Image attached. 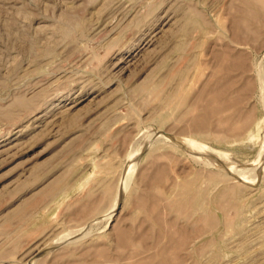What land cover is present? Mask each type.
Returning a JSON list of instances; mask_svg holds the SVG:
<instances>
[{
	"label": "rangeland",
	"instance_id": "374dc122",
	"mask_svg": "<svg viewBox=\"0 0 264 264\" xmlns=\"http://www.w3.org/2000/svg\"><path fill=\"white\" fill-rule=\"evenodd\" d=\"M0 264H264V0H0Z\"/></svg>",
	"mask_w": 264,
	"mask_h": 264
},
{
	"label": "bare ground",
	"instance_id": "6f19581e",
	"mask_svg": "<svg viewBox=\"0 0 264 264\" xmlns=\"http://www.w3.org/2000/svg\"><path fill=\"white\" fill-rule=\"evenodd\" d=\"M133 57H134V56H133ZM119 59H120V58H119ZM122 59H123V58H122ZM130 60H131V59H130ZM130 60H129V61H130ZM39 119H40V118H39ZM40 120H41V119H40ZM176 140H178V139H176ZM182 144H183V143H182ZM193 205H194L195 208L201 207V202H200V200L197 199V201L194 202Z\"/></svg>",
	"mask_w": 264,
	"mask_h": 264
},
{
	"label": "water",
	"instance_id": "95a60500",
	"mask_svg": "<svg viewBox=\"0 0 264 264\" xmlns=\"http://www.w3.org/2000/svg\"><path fill=\"white\" fill-rule=\"evenodd\" d=\"M179 144H181V146H184V145H182V142H180L179 140L177 141Z\"/></svg>",
	"mask_w": 264,
	"mask_h": 264
}]
</instances>
